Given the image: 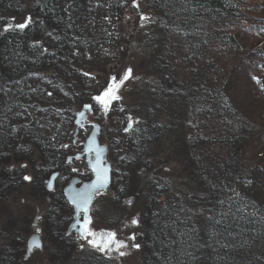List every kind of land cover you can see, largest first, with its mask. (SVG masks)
<instances>
[{
  "label": "trees",
  "instance_id": "obj_1",
  "mask_svg": "<svg viewBox=\"0 0 264 264\" xmlns=\"http://www.w3.org/2000/svg\"><path fill=\"white\" fill-rule=\"evenodd\" d=\"M138 3L152 19L138 35L143 69L108 113L107 146L111 191L144 207L142 264H264V0H0V202L50 200L56 257L77 252L63 194L88 134L75 141V120L97 113L100 75L127 54ZM18 241L0 264L25 262ZM77 263L116 264L94 252Z\"/></svg>",
  "mask_w": 264,
  "mask_h": 264
},
{
  "label": "rangeland",
  "instance_id": "obj_2",
  "mask_svg": "<svg viewBox=\"0 0 264 264\" xmlns=\"http://www.w3.org/2000/svg\"><path fill=\"white\" fill-rule=\"evenodd\" d=\"M31 2L32 0H27V5H30ZM151 20L140 3L135 5L134 10H130L126 14L124 20L125 36L130 48L127 45L126 49H128V52L123 58L121 56L119 64L108 68L105 73L100 75L102 89L97 97H101L103 101H106L107 107H105V103L96 100L98 111L96 114L93 111V114L90 115L88 125L95 124L96 120H103V123L99 125L102 137L104 136L105 139L104 145L110 142L109 134L112 132L110 130L111 121L108 119L109 111L115 104L120 105V107H126L125 98L128 97V92L126 91L135 80L140 78L139 76L142 73V53L148 43V39L138 35L149 25ZM20 23H24V20L20 21ZM262 46L264 47V43ZM122 49L125 52L124 46ZM129 69L131 70L130 75L128 74ZM126 75L128 78L124 79ZM106 92L118 98L109 99L108 96L104 95ZM103 112L104 114L107 113L106 115L108 116L104 117ZM128 125L130 126V122L126 124V126ZM131 128L132 123L130 130ZM76 168L77 166L74 165L73 169L75 171ZM49 180L46 182L48 183ZM115 188H118V192L109 189L108 192L96 198L89 215L87 229L98 236L103 235L105 238H107L108 234L115 233V239L123 242L127 247L117 250L116 245L113 243L109 250L100 251L88 243L89 240H94L96 237L88 236L85 241H81L76 237L78 250L69 261L64 262L63 256L61 258L55 255L56 248L52 246L50 238L52 230L50 233L49 228L51 225L45 218L46 210L51 204L50 200L46 201L38 197V195L37 198H33L30 193L24 191L21 194L17 192L9 194L10 196L5 200V203L0 202V253L11 244H14V242L16 243L18 238H20L21 241H18V243L22 244L20 252L21 254L23 253L22 258L25 261L22 262L23 264H78L77 262L80 261L82 255L87 252L103 254L116 264H142L141 242L143 237L144 207L141 204V200L133 193L128 195L125 200L119 199V192L122 186L116 183ZM133 219L138 220L139 224L134 225L132 223ZM36 220L37 223H35ZM72 222L73 220L69 222L68 227ZM133 234H135V240L130 239ZM35 235L41 237L43 249L41 251L35 250L29 258L25 259L28 240ZM56 236L57 233L55 232L54 237ZM134 244H139L140 248H134ZM121 251L125 255H120ZM53 257L55 262H53Z\"/></svg>",
  "mask_w": 264,
  "mask_h": 264
},
{
  "label": "water",
  "instance_id": "obj_3",
  "mask_svg": "<svg viewBox=\"0 0 264 264\" xmlns=\"http://www.w3.org/2000/svg\"><path fill=\"white\" fill-rule=\"evenodd\" d=\"M11 24V21H9L8 25ZM7 28H9L7 26ZM11 28V27H10ZM92 114V110L90 107H84L83 110L77 115L75 120V126H76V133L75 137L79 134L80 130H84L86 123L88 121L89 115ZM129 126L127 127V130H129ZM99 135H100V127L94 125L93 130L87 137L86 141L83 144V151L81 154L76 155L75 157H69L71 158V162L73 160H81L85 159V162L87 164L88 169L90 170L92 174V180L89 182L82 183L80 179L74 178L70 181V183L64 188V197L67 200L69 206L74 211L73 216V223L70 225L68 232L72 233L74 232L76 235H78L83 241L84 239V227H88V220L89 215L91 211V207L93 205V202L95 200V197L100 192H105L108 190V188L111 185L112 182V169L111 165L108 161V149L106 146H102L99 141ZM68 158V163H69ZM107 169V182L104 184L102 188H98L93 190L92 186L95 185L98 181L97 176V169ZM58 178V173L53 174L47 183V189L48 191L52 192L55 188V181ZM78 193H91V199L90 201L84 205L82 204L80 209H77L76 205L73 203V198L77 196ZM85 207L87 208V211H85ZM37 223V220L36 222ZM33 240L37 241L40 245V247L33 246L30 249V246L32 245ZM34 249L42 250V242L39 236L35 235L32 238L28 240L27 244V253L25 256V259L29 258L31 253L34 251Z\"/></svg>",
  "mask_w": 264,
  "mask_h": 264
},
{
  "label": "snow or ice",
  "instance_id": "obj_4",
  "mask_svg": "<svg viewBox=\"0 0 264 264\" xmlns=\"http://www.w3.org/2000/svg\"><path fill=\"white\" fill-rule=\"evenodd\" d=\"M29 23H31V17H27L24 23H20L18 25H15V27L18 29H24V28L28 27ZM8 27L10 28V27H12V25L9 24ZM5 30H7V29H5ZM130 73H131V70L129 69L128 74L130 75ZM127 78H128V76L126 75L124 77V79H127ZM104 95L108 96L109 99L118 98V97L111 96L109 92H106ZM95 99L105 103V107H107V102L103 101L101 97H95ZM131 123L132 122H131V118H130V126H131ZM64 147H67V146L65 145ZM70 162H71V158H69V163ZM25 167H26V165H25ZM73 171H75V169H73ZM106 173H107V169H99V168L97 169L98 181L95 185L92 186L93 190L98 189V188H102L104 186V184L107 182ZM24 179L30 181L31 177L25 176ZM90 199H91V193H78L77 196L73 198V203L76 205L77 209H80L81 205L82 204L86 205L90 201ZM129 203H131V201H129ZM84 210L87 211V208L85 207ZM132 223L134 225H138L139 221L136 219H133ZM83 230L85 232V235L83 237L84 239H87L88 236L96 237V239H94V240H89L88 243H90L93 247H96L100 251L109 250L113 243L116 245L117 250H119L120 248L127 247L126 244H124L121 241H117L115 239V233H110V234H108L107 238H105L103 235L98 236L96 233L89 231L86 226L84 227ZM130 239L135 240V234H133L130 237ZM33 246L40 247L39 243L35 240H33L32 245L30 246L29 250H31V248ZM133 247L136 249H139L140 245L134 244ZM120 255H125V253L121 251Z\"/></svg>",
  "mask_w": 264,
  "mask_h": 264
},
{
  "label": "flooded vegetation",
  "instance_id": "obj_5",
  "mask_svg": "<svg viewBox=\"0 0 264 264\" xmlns=\"http://www.w3.org/2000/svg\"><path fill=\"white\" fill-rule=\"evenodd\" d=\"M96 124V123H95ZM87 129V130H86ZM86 131H87V133H90V131H91V129H90V125H87L86 126ZM100 134H101V132H100ZM100 136V135H99ZM75 141H77V140H75ZM74 161L75 160H73L72 162H70V163H68L67 162V164L68 165H70L72 168H71V171L72 172H75V173H77L76 174V176L74 177V178H78V179H80L81 180V182L82 183H84V182H88V181H90L91 179H92V174H91V178L88 180V181H84L83 180V178L81 177L83 174L82 173H84L83 172V170L85 169V167H86V169L89 171V169H88V167H87V164H86V162H85V160H81V162L83 161V163L81 164V165H79V168L81 169V171H78L79 169L78 168H76V171H73V168H74ZM80 162V161H79ZM109 162H110V160H109ZM111 163V162H110ZM85 165V166H84ZM111 167H112V176H113V166H112V164H111ZM90 172V171H89ZM91 173V172H90ZM81 175V176H80ZM58 176H59V174H58ZM73 179V178H72ZM71 179V180H72ZM57 180V179H56ZM55 183H56V181H55ZM46 186H47V182H46ZM54 190H55V188H54ZM54 190L52 191V192H54ZM47 191H48V189H47ZM49 193H52V192H50V191H48ZM99 195V194H98ZM97 195V196H98ZM72 234H75L74 232L72 233ZM38 236V235H37ZM40 237V236H39ZM41 238V237H40ZM42 241V240H41ZM35 250H38V249H35ZM34 250V251H35ZM33 251V252H34ZM39 251H41V250H39Z\"/></svg>",
  "mask_w": 264,
  "mask_h": 264
}]
</instances>
